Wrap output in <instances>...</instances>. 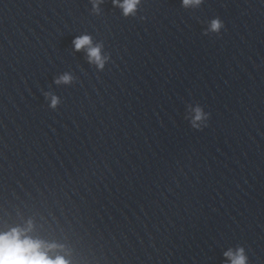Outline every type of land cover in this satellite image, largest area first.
<instances>
[{"label":"water","instance_id":"1","mask_svg":"<svg viewBox=\"0 0 264 264\" xmlns=\"http://www.w3.org/2000/svg\"><path fill=\"white\" fill-rule=\"evenodd\" d=\"M14 227L70 264H228L237 248L264 264V0H141L127 17L112 0H0Z\"/></svg>","mask_w":264,"mask_h":264},{"label":"clouds","instance_id":"2","mask_svg":"<svg viewBox=\"0 0 264 264\" xmlns=\"http://www.w3.org/2000/svg\"><path fill=\"white\" fill-rule=\"evenodd\" d=\"M103 0H93V8L98 9L99 3ZM113 5L118 7L124 16L133 15L141 0H112ZM201 3V0H182L184 7H192ZM222 27L218 20L211 23L212 31H219ZM73 48L76 51L85 50L90 63H94L99 70H103L106 57L102 55L101 46L94 45L88 35L75 37L72 41ZM57 84H68L71 82V76L61 75L56 81ZM58 99L51 97L50 107L55 108ZM207 116L200 108L193 110V127H199V123L206 120ZM30 228V225H29ZM29 229L14 227L8 230H0V264H70L61 255H51L52 250L57 247L48 244L45 241L34 238L28 234ZM228 264H248L247 256L243 248H237L235 251L229 250L224 253Z\"/></svg>","mask_w":264,"mask_h":264}]
</instances>
